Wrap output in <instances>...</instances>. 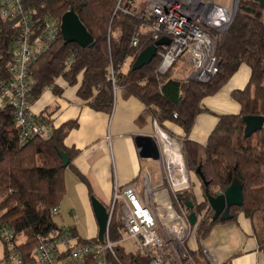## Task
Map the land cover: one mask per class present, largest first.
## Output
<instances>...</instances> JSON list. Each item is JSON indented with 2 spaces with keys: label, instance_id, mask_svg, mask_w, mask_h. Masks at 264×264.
Masks as SVG:
<instances>
[{
  "label": "trees",
  "instance_id": "1",
  "mask_svg": "<svg viewBox=\"0 0 264 264\" xmlns=\"http://www.w3.org/2000/svg\"><path fill=\"white\" fill-rule=\"evenodd\" d=\"M21 1L32 13L37 29L42 27L44 18L59 20L71 9L94 40L92 46L81 47L65 42L59 30L55 41L31 66L27 105L30 106L46 88H55L58 77L69 85L78 84L77 95L95 111H112L115 87L121 88L125 96L137 97L145 105L142 117L152 116L163 131L167 132L164 121H170L184 132L180 147L190 186L178 191L177 197L183 205L187 201L193 203L191 209L186 208L196 213L189 238L194 236L199 244L214 225L243 213L250 219L259 247L263 248L264 127L244 138L242 120L243 115H264V13L260 5L254 0H238L230 24L216 40L218 71L209 82L202 83L191 77L172 78L174 65L167 73L157 75L158 55L140 69H132L137 53L154 42L151 30L154 18L145 13L142 0ZM8 26L0 21L3 29L0 32V67L6 76L11 61L5 31ZM133 37L138 40L136 47L130 45ZM127 60H130L129 66L123 70ZM242 63L249 66L251 73L245 88L232 93L240 104L239 113L218 114L204 145L188 139L196 115L209 111L201 100L215 94ZM111 74L114 82L109 78ZM34 120L50 123V134L21 144L11 108H0V219L16 232H23L25 239L19 246L27 257L35 246L37 234L64 227L53 220L65 196V170L69 165L63 166L58 150L66 152L70 161L78 152L64 143L68 131L77 125L76 121L54 126L41 115ZM198 167L203 175V179L198 176L202 193L199 200L195 198L189 172ZM80 178L92 195L88 180L84 176ZM233 182L242 186V204L229 208L230 219H213L205 192L216 196ZM106 207L109 209V205ZM108 229L120 264H149L146 257L126 251L119 243L122 224L114 212ZM71 230L77 234L76 229ZM92 239L98 241L97 237ZM198 246L195 250L187 248L196 264H212Z\"/></svg>",
  "mask_w": 264,
  "mask_h": 264
},
{
  "label": "built area",
  "instance_id": "2",
  "mask_svg": "<svg viewBox=\"0 0 264 264\" xmlns=\"http://www.w3.org/2000/svg\"><path fill=\"white\" fill-rule=\"evenodd\" d=\"M144 11L154 18L152 39L169 38L167 45L157 49L160 61L156 74L167 73L178 60L185 59L196 80L209 82L218 71L216 40L230 24L232 8L210 0H147ZM0 21L9 25L5 31L11 56L8 76L0 67V108H11L21 144L36 136L46 138L51 125L34 120L37 115L27 105L26 95L31 66L57 38L60 19L44 18L42 27L37 29L32 13L21 0H0ZM2 30L0 27V32ZM137 44V38L133 37L130 45L136 47ZM1 58L0 52V62ZM109 78L115 81L113 74ZM165 133L170 138V147L162 144L159 132V140L156 138L163 166V185L168 191L163 203L156 201L149 188L145 200L140 201L132 185H127L123 192L115 186L103 242L82 240L68 227L51 229L36 235L35 246L28 257L19 246L25 239L23 232H16L0 219V238L4 243L0 264H120L108 234L113 212L122 224L119 243L133 239L135 252L146 257L149 264H196L187 246L195 224L191 225L189 212L177 197L178 191L189 188V175L179 142ZM202 253L210 259L206 249H202Z\"/></svg>",
  "mask_w": 264,
  "mask_h": 264
},
{
  "label": "crops",
  "instance_id": "3",
  "mask_svg": "<svg viewBox=\"0 0 264 264\" xmlns=\"http://www.w3.org/2000/svg\"><path fill=\"white\" fill-rule=\"evenodd\" d=\"M178 61L187 62L185 59ZM183 72L175 73V76L173 74L172 78L185 80L189 73L185 75ZM250 73L247 64H240L215 94L201 100V104L209 111L196 115L188 139L204 145L218 120V114L239 113L240 104L232 93L245 88ZM78 86L69 85L62 77H58L55 88H46L30 105V110L34 115L45 117L54 126L73 120L77 123L64 139L67 147L78 151L65 170V196L69 197L73 203L72 209L76 211L72 215V223L65 227L76 229L81 238L91 239L96 237L98 229L91 196L109 205L115 186L123 192L127 185H132L140 201L145 200L144 186L151 189L157 202L163 203L167 199L161 160L140 157L135 138L139 135L157 138L159 132L163 145H168L170 138L152 116H141L145 105L137 97L125 96L121 88L115 87L112 111H95L77 95ZM163 124L167 133L180 144L184 136L181 127L170 121H164ZM152 162L158 164V172L154 169L151 174L149 168ZM80 176L88 180L92 195ZM194 194L201 199L200 182L195 184ZM59 208H62L61 204ZM81 228L87 229L84 237L78 230ZM188 240L190 249L195 250L198 245L206 249L212 264H264V246L259 247L252 223L243 213H238L230 221L214 225L199 244L194 236Z\"/></svg>",
  "mask_w": 264,
  "mask_h": 264
},
{
  "label": "water",
  "instance_id": "4",
  "mask_svg": "<svg viewBox=\"0 0 264 264\" xmlns=\"http://www.w3.org/2000/svg\"><path fill=\"white\" fill-rule=\"evenodd\" d=\"M254 1L260 5L264 13V0ZM237 4L238 0H234L232 18L237 10ZM59 30L62 39L65 42H74L81 47L92 46L94 44L93 36L87 31L78 15L71 9L62 14L60 18ZM168 43L169 38L161 37L145 47L143 50L139 51L132 64V69H140L142 66L150 63L153 57L157 55L158 47L161 45H167ZM242 120L245 123L243 133L244 138H247L255 131L264 127V115H243ZM135 142L139 148L140 157L151 158L153 160H158L160 158L159 146L155 136L139 135L135 138ZM58 154L62 158L63 166H67L70 162L67 153L62 150H58ZM195 172L201 179H203L200 167H198ZM205 193L208 204L213 210V219H217L219 217H222L225 220L230 219L232 214L229 213V208L231 206H240L243 201L242 186L238 182L231 183L216 196L209 195L207 191ZM90 201L98 227L96 237L99 242H103L108 226L109 211L106 205L95 196H91ZM185 206L188 209H191L193 207V203L187 201ZM188 218L191 225H194L196 222V213L194 211L189 212Z\"/></svg>",
  "mask_w": 264,
  "mask_h": 264
},
{
  "label": "rangeland",
  "instance_id": "5",
  "mask_svg": "<svg viewBox=\"0 0 264 264\" xmlns=\"http://www.w3.org/2000/svg\"><path fill=\"white\" fill-rule=\"evenodd\" d=\"M214 3H217V4H220L222 6H225V7H228V8H232L233 7V2L234 0H210ZM142 2H144V8L146 6V3H147V0H142ZM129 66V62H126L124 65H123V70H126ZM175 67V70L172 71V75L174 74L175 76V73H180L182 70L184 71L183 73H185V75L187 73H189V77L195 79L193 73H192V67L190 65V63L188 62H180L178 61L176 63V66ZM178 76V75H176ZM160 128V127H159ZM159 140V137L157 138ZM150 171H151V174L152 172L155 170H157L158 172V164L155 163V162H152L151 166H150ZM190 172V178H191V183H193V189H194V186L196 183H199V177L197 175V173L194 171V170H191L189 171ZM67 175H69V172H67ZM195 190L197 191V189L195 188ZM147 192H148V188L144 186V196L146 197L147 195ZM195 198L197 200L200 199V197H196ZM61 209L59 208L57 210V212H55L53 214V220L55 223L58 224V226H66L67 224H70L72 223V215L73 214H76V211L75 209H72L73 207V203L70 201L69 197L68 196H65V198L62 200V203H61ZM117 209L120 211L121 210V204H119L117 206ZM81 236H86V233H87V229H78ZM96 232H97V229H96ZM120 244L125 248L126 251H130V252H133L136 250V244L134 242L133 239H126L125 241H121ZM3 252H4V243L2 241V239L0 238V257L3 255Z\"/></svg>",
  "mask_w": 264,
  "mask_h": 264
},
{
  "label": "bare ground",
  "instance_id": "6",
  "mask_svg": "<svg viewBox=\"0 0 264 264\" xmlns=\"http://www.w3.org/2000/svg\"><path fill=\"white\" fill-rule=\"evenodd\" d=\"M167 146H168V147H170V145H169V144H168Z\"/></svg>",
  "mask_w": 264,
  "mask_h": 264
}]
</instances>
